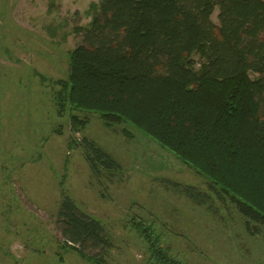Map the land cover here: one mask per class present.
Segmentation results:
<instances>
[{
    "label": "rangeland",
    "instance_id": "1",
    "mask_svg": "<svg viewBox=\"0 0 264 264\" xmlns=\"http://www.w3.org/2000/svg\"><path fill=\"white\" fill-rule=\"evenodd\" d=\"M101 2L0 0V264H96L62 245V191L104 224L111 247L100 264H162L139 222L169 264H264V229H248L234 204L208 193L206 177L148 134L127 123L107 126L95 112L58 113L54 81L67 78L68 53ZM217 15L215 8V23ZM72 114L89 117L76 133ZM82 136L120 172L94 176L74 144ZM188 186L209 194L207 204L187 197Z\"/></svg>",
    "mask_w": 264,
    "mask_h": 264
},
{
    "label": "trees",
    "instance_id": "2",
    "mask_svg": "<svg viewBox=\"0 0 264 264\" xmlns=\"http://www.w3.org/2000/svg\"><path fill=\"white\" fill-rule=\"evenodd\" d=\"M81 32L67 78L54 81L58 113L95 112L107 126L142 130L206 177L208 193L234 204L248 229H264V0H102ZM70 120L76 133L89 117ZM74 144L94 176L120 172L94 140ZM184 193L198 205L211 197ZM56 220L64 247L102 263L111 241L98 218L62 191ZM136 226L169 264L152 229Z\"/></svg>",
    "mask_w": 264,
    "mask_h": 264
}]
</instances>
